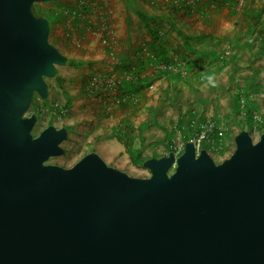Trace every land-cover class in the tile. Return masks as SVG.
<instances>
[{"label":"water","instance_id":"95a60500","mask_svg":"<svg viewBox=\"0 0 264 264\" xmlns=\"http://www.w3.org/2000/svg\"><path fill=\"white\" fill-rule=\"evenodd\" d=\"M0 0V264H264V132L240 129L216 162L191 140L147 157L146 177L95 150L70 167L65 126L33 133L68 57L35 4Z\"/></svg>","mask_w":264,"mask_h":264},{"label":"crops","instance_id":"0c3cea01","mask_svg":"<svg viewBox=\"0 0 264 264\" xmlns=\"http://www.w3.org/2000/svg\"><path fill=\"white\" fill-rule=\"evenodd\" d=\"M53 3V7L76 11V15L62 16L54 23L56 38L63 33L71 37L70 44L65 40L57 47L68 61L81 62L76 67H88L92 75L99 76L100 83L90 93L86 85L92 75L87 77L86 92L81 88L80 93L64 96L65 115L50 123L65 126L68 134L74 135L72 143L80 141L94 147L92 150L118 168L131 159L117 135L131 138L132 149L143 156L158 157L168 150L162 152L156 147L185 142L197 132L200 120L215 118L227 124L235 107L229 100L221 101L214 91L221 87L234 98L240 84L234 76V63H222L220 54L227 46L231 52L233 45L234 49L246 46L241 36H252L256 45L264 40L254 17L258 13L254 10L264 9L263 0L247 1L249 18L244 21L238 0ZM251 18H256L253 24ZM100 37L105 42L99 41ZM244 120L246 128L248 122ZM151 144H156V152L145 155ZM115 151L122 153L120 159L115 158Z\"/></svg>","mask_w":264,"mask_h":264},{"label":"rangeland","instance_id":"374dc122","mask_svg":"<svg viewBox=\"0 0 264 264\" xmlns=\"http://www.w3.org/2000/svg\"><path fill=\"white\" fill-rule=\"evenodd\" d=\"M86 1V0H82ZM249 0H238V3L240 4V13L241 14V20L244 21L245 19L249 18V13H246V4ZM252 1H261V0H252ZM54 1L49 2H42L40 4L41 8H51L52 9V17L57 18L59 20L62 16L68 15H76L75 13H70L74 10V8H66L62 7L61 5H57L53 7ZM57 2V1H55ZM109 4V0H106ZM264 2V0H263ZM66 6V5H65ZM110 7V5H109ZM246 9V10H245ZM67 10L68 12L65 13L64 11ZM258 12L257 16H254L257 18V25L260 29L259 33H261V38L264 39V9H257L254 10V12ZM256 18H251V22L256 20ZM252 22V24H253ZM242 28L244 24L242 23ZM55 25H51L50 34H49V40L56 46H62V42L65 41L67 44H70V38L69 35L63 33L60 37L56 38L55 33L56 31ZM60 33V32H59ZM66 38V39H65ZM61 40V41H60ZM102 41V37L99 38V41ZM240 41H247L246 46L240 47L239 49L236 48V45H233L232 52L230 50V46H227L229 50V55H225L224 57H227L224 59L222 58L220 61L223 63L226 60H229L230 62L234 63L235 65V71H237L236 75H234L237 79V93L234 98H231L232 93L229 94V91L226 89H222L221 87L219 89H216L215 95L219 96L221 98V101L229 100L233 106L235 107L236 112L233 113V116L231 119H228V123L225 124L228 126L227 132H226V139L229 142V146L227 148V151L222 154L221 156L215 157L216 162H220L222 158L224 159L227 157L234 149V136L235 134L242 128H244L243 125H245L246 115L244 113L243 107H241L239 103V98H244V104L248 101L254 102L256 105L255 113L259 116L264 118V40L259 42V45H256V42L249 37L248 39L243 38L241 36ZM103 42V41H102ZM258 44V43H257ZM226 45V44H225ZM76 46V45H75ZM257 47V50H256ZM232 48V47H231ZM231 52V53H230ZM234 52V54H233ZM257 52V54H256ZM236 53H240L239 55H236ZM227 61V63L229 62ZM249 70H252V73H247ZM91 72L89 71L88 67L87 70L83 69L81 67H74L69 65L59 66L58 67V73L53 78H46V82L48 83V97L46 99L40 98L38 95H35L31 104L30 112H33L37 108L39 109L40 113H38V119L37 122L33 128V133H38L40 129L45 127L48 124H51L50 121L57 120V117L62 118L63 115L59 116V108L63 107L64 96H68L69 94L80 93L82 88V82L87 77L91 76ZM235 79V78H234ZM240 88H242L244 91H239ZM252 92L256 96H249L248 93ZM49 102V104H48ZM237 105V107L235 106ZM54 110V112H52ZM66 112V111H65ZM65 115V114H64ZM56 116V117H55ZM228 116V115H227ZM246 129V128H245ZM74 137L72 133L68 134V137L66 140L62 142V146L64 148V151L67 148H73L74 152L72 153H63L62 155L58 156H52L49 157L46 160V163L51 164H57L63 167H70L73 165L78 159L82 157V155L89 150H92L94 147H90L87 144L76 141L72 143L71 139ZM174 142V139L172 140V143ZM132 143V142H131ZM156 144H151L148 146L146 151L144 152L145 155L154 154L157 150H160L162 152L169 151L170 147H168V144H163L155 148ZM115 158L120 159L122 153L121 152H114ZM122 163V162H121ZM123 166L119 167V169L125 171L129 175L132 176H140V177H146L149 175V171L147 168L142 166V164H134L131 161H127L126 163H122ZM112 165V164H111ZM118 168V167H117Z\"/></svg>","mask_w":264,"mask_h":264},{"label":"built area","instance_id":"2783aa9c","mask_svg":"<svg viewBox=\"0 0 264 264\" xmlns=\"http://www.w3.org/2000/svg\"><path fill=\"white\" fill-rule=\"evenodd\" d=\"M241 1V0H239ZM65 13L68 11L65 10ZM70 13L74 14L76 11H71ZM105 42V39H102ZM229 53L228 49H224L221 57H224ZM165 67V66H164ZM100 83V78L97 75H92L88 83L86 85V90L88 92L94 91L98 84ZM251 95V94H250ZM256 96V95H252ZM239 103L241 107L244 106V98H239ZM41 109V108H39ZM37 109V110H39ZM59 116L65 114V108H59ZM198 130L195 134L189 136L186 140H191L194 144L196 154L199 153L200 149L204 148L208 154L215 159L217 156H221L227 151L229 146V142L226 139L227 126L225 124L219 123L215 118H205L200 120L197 123ZM246 129L251 134L253 140H256L261 132H264V118L253 112V118L250 124L246 127ZM184 142H180L178 144L170 145V150H172L177 156L183 150ZM223 159V158H222Z\"/></svg>","mask_w":264,"mask_h":264},{"label":"trees","instance_id":"16d2710c","mask_svg":"<svg viewBox=\"0 0 264 264\" xmlns=\"http://www.w3.org/2000/svg\"><path fill=\"white\" fill-rule=\"evenodd\" d=\"M40 4L41 3H37V4H35V8H36V10H37V12L39 13V14H41V15H43V16H45V17H47L48 19H49V22H50V25H53L56 21H57V18H53L52 17V9L51 8H41L40 7ZM141 13L143 14V12H139V15H141ZM144 15V14H143ZM68 65L69 66H74V67H76V66H79V65H82L81 64V62L80 61H76V60H69L68 61ZM86 81H87V79L85 80H83V82H82V91H84V92H86V90H85V85H86ZM65 106H66V104H65ZM255 108H256V105H255V103L254 102H251V101H248V102H246L245 104H244V107H243V109H244V113H245V115H246V121L248 122V125L250 124V122H251V120H252V118H253V112L255 111ZM38 109V108H37ZM34 110L33 112H36L37 114L38 113H40V111L39 110ZM117 137V139L119 140V141H122L123 142V144H124V146H125V148H126V151H127V153L129 154V157H130V159H131V161L134 163V164H142V161L145 159V158H147V156H143L140 152H137V151H135L134 149H132V147H131V142H132V139L131 138H129V137H127V136H125L124 134L123 135H117L116 136ZM169 147V146H168ZM72 152H74V149L73 148H67L65 151H64V153H72ZM88 151H86L85 153H87ZM84 153V154H85ZM83 154V155H84ZM82 155V156H83Z\"/></svg>","mask_w":264,"mask_h":264},{"label":"clouds","instance_id":"9594fccd","mask_svg":"<svg viewBox=\"0 0 264 264\" xmlns=\"http://www.w3.org/2000/svg\"><path fill=\"white\" fill-rule=\"evenodd\" d=\"M213 86H215V84L213 83Z\"/></svg>","mask_w":264,"mask_h":264}]
</instances>
